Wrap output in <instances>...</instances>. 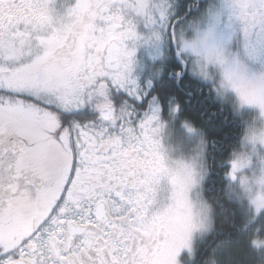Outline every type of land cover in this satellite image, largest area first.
<instances>
[{
	"label": "snow or ice",
	"instance_id": "1",
	"mask_svg": "<svg viewBox=\"0 0 264 264\" xmlns=\"http://www.w3.org/2000/svg\"><path fill=\"white\" fill-rule=\"evenodd\" d=\"M211 15L207 31L192 22L193 39L173 30L178 51L204 77L214 66L222 88L264 115V71L249 74L244 62L264 63V0H223ZM166 16L154 0H0V264H179L207 227L190 197L194 163L166 159L158 110L138 117L110 99L112 89L138 96L128 77L136 23ZM233 36L244 59L227 50ZM93 98L117 131L62 117ZM244 140L264 145V128ZM249 160L234 153L228 175ZM252 203L264 207V194Z\"/></svg>",
	"mask_w": 264,
	"mask_h": 264
},
{
	"label": "flooded vegetation",
	"instance_id": "2",
	"mask_svg": "<svg viewBox=\"0 0 264 264\" xmlns=\"http://www.w3.org/2000/svg\"><path fill=\"white\" fill-rule=\"evenodd\" d=\"M162 5L167 12L163 21L155 24H146L143 19L136 23V31L140 39L134 42L133 55L128 70V77L138 88V96H129L123 89H112L110 99L116 105L127 102L134 109L138 117H143L146 112L157 109L159 121L163 127L159 132V139L166 159L171 162L175 155L177 145L189 132V127L201 130L194 125L187 111L193 102V107L202 104V99H218L215 81L202 80L194 65L182 53V58L187 62V70L184 76L179 77L182 66L177 59V43L172 38L173 30L176 34H183L186 39H192L196 35V29L192 22L198 21L199 28L204 17L210 18L212 13L219 11L223 0H154ZM201 20V21H200ZM200 21V22H199ZM192 53H189L190 55ZM252 65L261 69L264 63L259 60L250 61ZM97 100L85 101L77 108L65 111L62 117L67 121L76 120L80 123H93L109 128V131H117L118 128L110 127L107 121L100 117L96 108ZM213 104V103H212ZM213 106V105H212ZM166 182L161 184V197L166 193ZM192 255L183 248L178 255L180 264H190L195 261Z\"/></svg>",
	"mask_w": 264,
	"mask_h": 264
},
{
	"label": "trees",
	"instance_id": "3",
	"mask_svg": "<svg viewBox=\"0 0 264 264\" xmlns=\"http://www.w3.org/2000/svg\"><path fill=\"white\" fill-rule=\"evenodd\" d=\"M213 103V104H212ZM213 105V106H212ZM207 140L208 178L204 196L213 207V228L196 239L190 264H264V211L256 217L233 192L227 178L229 160L246 131L244 118L219 99H202L187 111Z\"/></svg>",
	"mask_w": 264,
	"mask_h": 264
},
{
	"label": "rangeland",
	"instance_id": "4",
	"mask_svg": "<svg viewBox=\"0 0 264 264\" xmlns=\"http://www.w3.org/2000/svg\"><path fill=\"white\" fill-rule=\"evenodd\" d=\"M212 23H213L212 16L208 19L204 17L199 26L200 32L207 31V29L212 25ZM223 31H224L223 28L218 25L216 28L217 36H219ZM196 35L193 38H195ZM227 50L233 54H240L241 58L244 59L242 56V44L240 43V41L236 36H233L231 40L228 41ZM182 53L186 54V57L189 60V62L191 61L193 65L195 64L196 57L193 54L188 55L191 52H182ZM244 62L247 65L249 71L252 72L253 74H258L261 71H264V68L261 69L257 68L256 66L249 63L250 61L247 59H244ZM199 77L204 81H217L219 79V73L214 66H210L208 76L204 77L199 75ZM216 94L220 101L230 104L231 107L234 108V110L237 111V113L244 118V121L246 122V131L249 128H255V129L264 128V116L260 115V109L258 106L241 103L238 95L232 89L226 88V89L218 90L217 84H216ZM201 145H202V162L204 167V174L200 178L199 183L192 190V198L194 200H198L201 198L206 200L204 196V184L206 179L208 178V173H209L208 163H207L208 145L203 132L198 129H195L194 131H189L186 136V141L183 140L182 142H180L176 147V152L174 151L175 155L174 156L171 155V157L173 158L171 161L186 162L195 154V152L201 150L200 147ZM236 151L247 152L250 156V160L249 163L244 168L238 171L236 179H230L228 175L227 178L230 182L234 194L239 199L243 200L246 203L247 207L250 210V213H252L254 217H256L260 212L264 211V207H260L258 209L252 203L253 197H255L257 194H264V184L257 182L259 177L264 176V145H261L259 143L253 145L251 143L246 142L242 138L241 145L239 149ZM233 155L234 153L232 154L231 158L233 157ZM228 163H229L228 170H230V160ZM240 176L247 177L248 179L247 186L242 185L240 183V179H239ZM212 228H213V221H212V226L210 228L197 229L192 233L190 249L185 248L190 255H192L194 252L196 239L210 233Z\"/></svg>",
	"mask_w": 264,
	"mask_h": 264
},
{
	"label": "clouds",
	"instance_id": "5",
	"mask_svg": "<svg viewBox=\"0 0 264 264\" xmlns=\"http://www.w3.org/2000/svg\"><path fill=\"white\" fill-rule=\"evenodd\" d=\"M194 71H196L198 74H200L199 73V69H198V67H197L196 64H194ZM217 71L219 73V79L217 81H215V82L217 84L218 90L219 89H226V88H222L221 87L222 76H221L219 70H217ZM248 71H249V69H248ZM249 74H253V73L249 71ZM260 115H261V113H260ZM261 116H264V115H261ZM186 126L189 127V128H191L193 131L195 130L194 128H192L191 125L186 124ZM244 136H245V134H244ZM244 136H243V139H244ZM200 147H201V150L195 152V154L188 161H186V163H194V167H195V169L197 171V174H198L197 175V183L194 185L193 189L199 183L200 178L204 174V167H203V162H202V145ZM238 152H243V151H236V150H234V153H238ZM233 158H234V155L230 159V168H231V161L233 160ZM175 162L176 161H171L169 163L175 164ZM227 175H228V173H227ZM229 178L232 179L230 176H229ZM190 197L194 201V203L197 204V206H201V205L203 206V213L207 217V227L206 228H210L212 226V214H213V207H212L211 203H209L208 201H206V200H204L202 198L201 199H198V200H194L192 198V191L190 193Z\"/></svg>",
	"mask_w": 264,
	"mask_h": 264
},
{
	"label": "water",
	"instance_id": "6",
	"mask_svg": "<svg viewBox=\"0 0 264 264\" xmlns=\"http://www.w3.org/2000/svg\"><path fill=\"white\" fill-rule=\"evenodd\" d=\"M176 56L178 61L180 62L181 66H182V71L179 75V77H182L185 75L186 70H187V62L182 58V53L179 52L178 50H176Z\"/></svg>",
	"mask_w": 264,
	"mask_h": 264
}]
</instances>
